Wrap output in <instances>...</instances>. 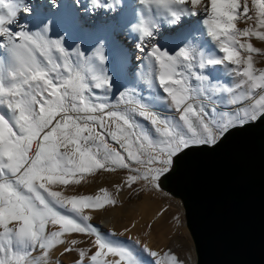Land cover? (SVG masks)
Listing matches in <instances>:
<instances>
[{
    "label": "snow or ice",
    "instance_id": "1",
    "mask_svg": "<svg viewBox=\"0 0 264 264\" xmlns=\"http://www.w3.org/2000/svg\"><path fill=\"white\" fill-rule=\"evenodd\" d=\"M89 2L96 8L109 6L102 0ZM140 3L176 16L173 5L190 4L195 14L203 0ZM20 8L18 0H0V49H6L11 58L6 85L0 57V105L13 113L11 120L0 115V264H52L57 248L63 249L62 255L75 253L71 264H146L144 254L152 258L147 264H183L171 250L155 251L138 238L129 237L131 243L119 240L128 227L105 233L92 221L96 213L115 207L119 203L116 194L125 189L138 195L145 188L160 192L162 179L186 150L216 146L230 131L264 116V94L256 95L264 93V69L254 67L251 55H264V48L251 42L255 38L264 44V0H251V10L248 0H210L204 24L224 55L221 59L202 57L197 64L200 69L225 61L242 66L243 71L233 69L241 77L235 88L207 85L206 76L192 71L193 57L187 49L169 55L153 48L148 54L158 70L143 83L151 90L153 79L158 82L178 119L161 116L153 104L134 98V92L119 93L120 101L128 106L123 110L109 104L107 95L93 99L94 89L105 94L111 90L103 44L98 42L87 53L77 45L69 49L62 38L47 35V25L37 32H12L7 25ZM238 21L245 26L238 27ZM250 21H254L251 26ZM150 24L141 19L135 26L141 41L151 37ZM190 78L198 86L189 84ZM245 86L247 90L237 94ZM209 92L227 93V104L236 106L235 111L213 108L209 114L202 103L197 107L193 101ZM136 116L149 122L150 129ZM101 172L124 173L112 186L115 194L106 187L94 195L62 190ZM167 211L161 208L157 216Z\"/></svg>",
    "mask_w": 264,
    "mask_h": 264
},
{
    "label": "bare ground",
    "instance_id": "2",
    "mask_svg": "<svg viewBox=\"0 0 264 264\" xmlns=\"http://www.w3.org/2000/svg\"><path fill=\"white\" fill-rule=\"evenodd\" d=\"M208 1L210 0H203L200 8L195 10V14H193L190 4L173 5V10L177 12V15L172 16L168 11L158 9L155 5L144 6L140 0H102V4L109 6L98 8L91 6L89 0H18L21 8L18 10L14 21L7 26L12 32L24 30L32 33L40 31L47 25L49 30L47 35L50 38H62L69 49L77 45L86 53L90 52L98 42L102 43L106 57L104 68L111 80V90L105 94L103 90L94 89L95 96L107 95V97H111L117 94L118 89L142 85L145 87L146 102L153 104L156 112L168 118L178 119L177 112L168 103L165 98L166 94L163 93L158 82L153 79L151 90L143 83L147 76L154 77L158 70L154 57L149 59L148 54L153 48H157L169 55H175L184 48L192 52V55L193 53L196 54L197 62L202 57L213 59L206 54L207 48L205 49V46L203 47V44L200 43L202 32L201 29L199 30L201 24L199 17L206 7L210 10V2L208 3ZM24 8H27V11ZM141 19L151 22L150 29L152 32L151 37L145 38L143 41L140 40L139 33L135 28ZM193 22H196V25ZM203 24L201 25L203 26ZM206 26L204 27L206 28ZM207 40L214 45L216 44L211 36H208ZM53 55L58 56L55 52ZM36 56L43 61L38 52ZM0 57H3L5 71L10 67L11 58L6 49H0ZM71 59L75 61L76 56H72ZM8 83L9 79H6L5 84ZM196 86H198V82ZM210 104L212 108H220L216 103ZM0 109L6 111L5 105H0ZM234 109L236 106L231 108V110ZM139 123L145 126L147 121L140 119ZM119 197H122L121 193ZM173 199L175 203L173 209L169 211L167 229L170 232L177 231L183 237H189L182 222V206L178 199ZM149 201L147 199L140 204L122 206L107 217H102L101 212H98L94 215L92 222L105 233L113 228L118 233L123 232L124 228L128 227L130 230L124 234V238L120 237L119 240L131 243L128 241L129 237L133 240L138 238L142 243H147L150 248L158 251L155 241L157 235L154 230L157 226H162L165 230V221L163 219L155 225L150 223V220L159 211ZM120 215H128L133 219L127 224H121L119 220L115 219ZM173 217H178V221ZM133 224L135 227L132 226ZM148 225L152 226L148 227ZM162 235L159 236L161 248L166 242ZM144 255L147 264L152 258ZM52 264H56V262L52 261Z\"/></svg>",
    "mask_w": 264,
    "mask_h": 264
},
{
    "label": "water",
    "instance_id": "3",
    "mask_svg": "<svg viewBox=\"0 0 264 264\" xmlns=\"http://www.w3.org/2000/svg\"><path fill=\"white\" fill-rule=\"evenodd\" d=\"M161 184L181 203L192 264H264V116L186 150Z\"/></svg>",
    "mask_w": 264,
    "mask_h": 264
},
{
    "label": "rangeland",
    "instance_id": "4",
    "mask_svg": "<svg viewBox=\"0 0 264 264\" xmlns=\"http://www.w3.org/2000/svg\"><path fill=\"white\" fill-rule=\"evenodd\" d=\"M209 2L210 1H208V3ZM248 2H249V8L251 10V0H248ZM206 9L203 10V13H201V15L199 17L201 24L204 23V20L209 18L210 10L207 7H206ZM249 14L254 16V12H252V11H250ZM252 23H254V21L248 22V25L251 26ZM193 24L196 25V22L195 23L193 22ZM201 24L199 25V30L201 29L200 31L202 32V39H201L202 42L200 41V43L203 44L202 45L203 47L205 46V49L207 48L206 54L209 57L211 56L213 59H221L223 57L224 53H222L219 50V44L216 43L214 45L207 40L208 36H210L208 34V32L206 31L207 26L205 28L204 27L205 24H203V26ZM237 24H238V27H240V28H243L245 26L244 21H238ZM205 32H207V33L205 34ZM205 42H206V44H205ZM251 42L256 47L264 48V44H261L255 38H252ZM190 53H191V56L193 57V59H192V64H193L192 71L196 72L197 74H202V75L206 76L208 78V80L206 81L207 85H219L222 87H233V88H235L236 84L240 82L241 77L237 76L233 72V69L239 67V70L243 71L242 66L231 65L227 61H225L224 63H221V64H211V65L205 64V67L203 69H200L197 65L196 54L193 53V55H192V52H190ZM241 54H242V56L246 55V53H244L243 51L241 52ZM251 55L253 56L254 67L256 69H264V55H258L255 53H253ZM178 71H185V70L182 68H178ZM64 75H67V74L64 73ZM185 75H187L186 71H185ZM4 76H5V80L9 79V78H7L8 77V69L4 71ZM188 83L193 85L194 87H196V85H197V81H195L194 78H190ZM246 90H247L246 86L242 87L241 89L238 90L237 94L239 92H243ZM120 92H134L135 93L134 98H139V99H142L146 102L145 87H143L142 85H138L137 87H127V88H123V89H118L117 94L112 95L111 97L109 96L107 102L111 105H118L120 110H123L125 107H128L127 105L123 104V102L120 101V99H119V93ZM259 94H264V93H260L259 91H257L256 95H259ZM90 95L94 99L96 97L95 96V90H93ZM227 98H228L227 93L214 94V93L209 92L206 95L198 96L197 99L193 102L197 107H199L200 104L202 103L205 106V108L209 114H211L212 109H213L210 103H216L220 107L217 109V111H220V112L235 111V109L231 110V108H233L235 106L227 104ZM125 99H127V97H125ZM5 108H6V111L0 109V115H3V116H5L6 119L11 120L13 113L10 109L7 108L6 105H5ZM161 116L165 117L162 114H161ZM134 118L138 122L141 119L138 116H136ZM144 127L150 129V127H151L150 123L147 122ZM109 142H111L110 138H109ZM123 175H124V173H103V172H101L98 175H95L94 177L89 176L87 181L82 182L81 185H78V186L72 185V186L67 187L65 189H62V190H65L67 192V194L77 193V194H93L94 195L97 192L96 190H98L101 187H106V188H109V190L112 191L113 194H115V190L112 186L115 183L120 182L121 177ZM139 187H140V185H137V188H139ZM121 194H122L121 198L119 197V194H116L119 203L115 207L109 208L108 211L101 212L102 217L109 216L114 210L121 208L122 206H125V205L131 206V205H135V204H140V203H142L148 199V201L150 200L149 202L152 203V205L154 206V208L156 210L160 211L161 208L168 209L167 213L164 216L158 217L155 214L152 219L150 218L152 220V221L150 220V223H152L153 225H155V223L156 224L159 223L160 221H162L164 219V221H165L164 222L165 223L164 228L167 229V223H169L167 221L168 217H169L168 216L169 211L173 209V205L175 203V200L171 196L169 197V195L163 191H162V193H161V191L155 192V191L147 190V188H145V191H143V193L139 194V195L137 194V192L129 191L127 189H125L124 192ZM121 200L122 201L124 200V202H122ZM115 219L119 220V222L121 224H127L128 221L133 219V217L128 216V215H126V216L120 215L119 217H116ZM182 222L184 223V215L182 216ZM183 226L185 227V223L183 224ZM156 229L154 230V231H156V235H157V238L155 241L157 244V248L159 249L158 250L159 252L163 253L164 251L171 250L175 255H177L179 257V259L183 262V264H192L194 262V252H193V246H192L190 237H187V236L183 237L177 231L176 232L175 231L170 232L168 229H167V231H165L166 229L163 230L162 226H157ZM161 235L164 237V240L166 239L165 240L166 242H165V245L163 246V248H161L162 245L160 243V238H159V236H161ZM80 238L84 239V240L89 239L88 237H80ZM122 238H124V237H122ZM62 251H63L62 248H57L55 250V252H53V254H52V261L59 262V264H71V261L75 258V253L68 254V255H62L61 254Z\"/></svg>",
    "mask_w": 264,
    "mask_h": 264
}]
</instances>
